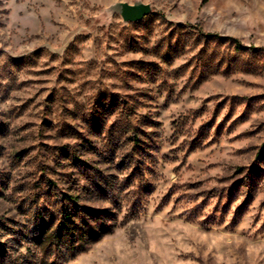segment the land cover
Wrapping results in <instances>:
<instances>
[{
    "label": "rangeland",
    "instance_id": "1",
    "mask_svg": "<svg viewBox=\"0 0 264 264\" xmlns=\"http://www.w3.org/2000/svg\"><path fill=\"white\" fill-rule=\"evenodd\" d=\"M0 264H264V0H0Z\"/></svg>",
    "mask_w": 264,
    "mask_h": 264
},
{
    "label": "water",
    "instance_id": "2",
    "mask_svg": "<svg viewBox=\"0 0 264 264\" xmlns=\"http://www.w3.org/2000/svg\"><path fill=\"white\" fill-rule=\"evenodd\" d=\"M120 11L125 21H140L151 12L149 4H120Z\"/></svg>",
    "mask_w": 264,
    "mask_h": 264
},
{
    "label": "trees",
    "instance_id": "3",
    "mask_svg": "<svg viewBox=\"0 0 264 264\" xmlns=\"http://www.w3.org/2000/svg\"><path fill=\"white\" fill-rule=\"evenodd\" d=\"M208 36H212V37H215L216 39H219V40H225L227 42H233L236 44V49L239 50V51H243V50H246V49H251L253 47H247V46H244V45H241L237 39H234V38H231V37H222V36H219V35H208ZM67 218V217H66ZM69 218V217H68Z\"/></svg>",
    "mask_w": 264,
    "mask_h": 264
}]
</instances>
